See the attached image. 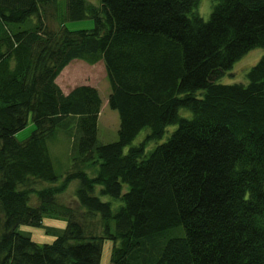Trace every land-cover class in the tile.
Wrapping results in <instances>:
<instances>
[{
  "label": "trees",
  "instance_id": "1",
  "mask_svg": "<svg viewBox=\"0 0 264 264\" xmlns=\"http://www.w3.org/2000/svg\"><path fill=\"white\" fill-rule=\"evenodd\" d=\"M196 2L66 0L52 28L44 6L57 0H0V264H100L105 237L115 242L110 264H264V54L247 82L216 81L264 46V0H215L207 19L193 12ZM87 16L91 28L65 25ZM74 58L104 62L116 140L98 138L97 87L64 92L57 83ZM29 115L34 128L18 140ZM169 124V136L146 150ZM58 128L73 137L74 167L61 179L47 144ZM88 162L93 174L79 165ZM75 178L101 235L57 197ZM41 180L50 185L36 187ZM96 185L120 201L116 209ZM44 215L67 219L53 241L17 229Z\"/></svg>",
  "mask_w": 264,
  "mask_h": 264
},
{
  "label": "rangeland",
  "instance_id": "2",
  "mask_svg": "<svg viewBox=\"0 0 264 264\" xmlns=\"http://www.w3.org/2000/svg\"><path fill=\"white\" fill-rule=\"evenodd\" d=\"M93 3H97L98 0H90ZM215 0H197L193 12L200 14L202 17L207 19L210 15L212 5ZM66 0H57V4L45 5L44 20L49 27L56 28L60 25L59 20L65 8ZM36 18H32L35 20ZM65 25L69 29L79 28H91L94 25L93 18L87 16L80 19H68L65 21ZM264 54V46L252 47L243 53L238 59H236L232 66L226 69L216 81L218 82H247V71L248 69ZM57 83L63 89L64 92L70 90L73 86L80 83H90L97 87L101 97V108L98 114L97 121V134L101 142H109L118 138V127H119V114L118 111L108 104V94L111 90L110 83L106 77V71L104 68V62L102 60L94 63H89L84 59L74 58L68 62L67 65L60 71L56 77ZM180 113L186 116H190L191 112L187 108H180ZM175 124H169L166 126L164 133L160 138L149 139L146 142V150L151 149L157 143L164 141L171 131L175 128ZM34 128V122L31 115L28 116L26 125L20 130L14 133L18 140L26 139ZM72 130V129H71ZM150 128L148 126L143 127L138 131L136 136L132 139L131 143L124 147L126 151L129 145L137 144L142 141L147 134H149ZM73 137L66 134L65 131L57 129V132L50 138L47 139L49 151L52 156L53 166L55 171L62 176L74 167V162L71 159V145ZM85 168L90 174L94 173L95 166L88 162V164H79ZM58 180V183L60 181ZM79 184V179L75 178L69 181L67 187L60 191L57 195L60 202L65 203L72 207L76 217L81 219L86 225L88 232L96 234H103L104 229L102 227V220L98 213L94 216H87V213L83 206L80 205L75 197L74 191ZM36 187H42L50 185L45 181H36L34 184ZM100 185H96L94 193L99 195L102 200L111 202L114 209H116L120 203L119 200L112 197L109 194H101L99 192ZM127 187L124 184L123 189ZM34 196V195H32ZM67 223V219L62 216H49L44 215L42 217L41 224L32 225L27 223H21L17 226V229L29 235L38 244L45 242H51L55 238L57 232L61 231ZM112 225L114 224L113 219L111 220ZM176 229V232L173 231ZM170 229L173 235L179 231L178 228ZM168 236V237H169ZM114 240L110 237H105L102 240L101 258L100 264H110L111 253L114 246Z\"/></svg>",
  "mask_w": 264,
  "mask_h": 264
},
{
  "label": "crops",
  "instance_id": "3",
  "mask_svg": "<svg viewBox=\"0 0 264 264\" xmlns=\"http://www.w3.org/2000/svg\"><path fill=\"white\" fill-rule=\"evenodd\" d=\"M69 91V90H68ZM67 92V91H66Z\"/></svg>",
  "mask_w": 264,
  "mask_h": 264
}]
</instances>
